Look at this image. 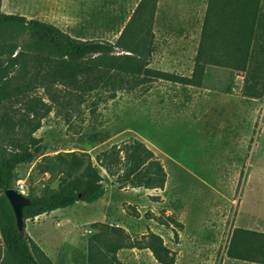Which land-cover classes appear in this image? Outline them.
Returning <instances> with one entry per match:
<instances>
[{
    "label": "rangeland",
    "instance_id": "374dc122",
    "mask_svg": "<svg viewBox=\"0 0 264 264\" xmlns=\"http://www.w3.org/2000/svg\"><path fill=\"white\" fill-rule=\"evenodd\" d=\"M142 1L3 0L2 12L113 44L129 25L125 41L140 46L146 69L190 78L208 0H149L138 12ZM29 40L24 34L18 42ZM28 70L25 96L0 106V143L22 138L20 121L30 116L33 126L40 121L33 136L45 157L77 152L95 159L139 141L166 174L164 188H123L102 170L106 194L97 203L28 220L27 234L51 264H86L96 223L121 228L135 242L161 237L175 264H264V97L245 96V73L212 68L201 88L142 76L133 92L99 91L79 104L62 83L48 95L33 82L36 67ZM42 159L17 169L16 186L42 188L49 179L38 174ZM118 259L159 264L148 249L123 250Z\"/></svg>",
    "mask_w": 264,
    "mask_h": 264
},
{
    "label": "trees",
    "instance_id": "16d2710c",
    "mask_svg": "<svg viewBox=\"0 0 264 264\" xmlns=\"http://www.w3.org/2000/svg\"><path fill=\"white\" fill-rule=\"evenodd\" d=\"M145 1L149 0L142 1L138 12ZM2 2L0 0V106L15 97L25 96L30 89L32 85L21 84L28 74L29 64L36 67L33 82L40 81L48 95L53 85L62 83L73 92L79 104L99 91L112 93L111 97L120 91L133 92L141 83V77L148 75L201 88L205 77L215 67L245 73V96L264 97V0H208L190 78L146 69L140 46L125 41L129 25L115 44L80 40L52 24L5 14ZM24 34L30 40L20 44L18 40ZM43 69L46 70L44 75L41 74ZM53 100L59 103V98ZM30 109L36 113L34 107ZM33 123L30 116L24 118L20 121L22 138L0 143V234L4 245L0 247V264H51L27 232L19 231L4 194L17 188V169L33 164L40 157L43 159L38 165V174L48 175L49 179L40 182V190L27 193L31 205L24 209L25 228L28 220L74 207L80 202L97 203L106 194L102 170L116 178L123 188L160 189L165 186L163 167L154 160L153 152L139 141L120 147L115 145L95 159L77 152L59 153L50 158L45 157L46 147L42 140L33 136L41 127L40 121L36 126ZM53 183H58L56 188L52 187ZM94 228L98 233L90 239L86 264H124L118 259V253L132 249H148L159 264H175L171 250L157 235L151 234L146 242H135L121 228L102 223H96Z\"/></svg>",
    "mask_w": 264,
    "mask_h": 264
},
{
    "label": "water",
    "instance_id": "95a60500",
    "mask_svg": "<svg viewBox=\"0 0 264 264\" xmlns=\"http://www.w3.org/2000/svg\"><path fill=\"white\" fill-rule=\"evenodd\" d=\"M4 194L15 215L17 227L19 231L24 234L26 232L24 209L31 205V200L17 188L7 190Z\"/></svg>",
    "mask_w": 264,
    "mask_h": 264
},
{
    "label": "built area",
    "instance_id": "2783aa9c",
    "mask_svg": "<svg viewBox=\"0 0 264 264\" xmlns=\"http://www.w3.org/2000/svg\"><path fill=\"white\" fill-rule=\"evenodd\" d=\"M17 189H19L25 196H27V188L25 184H21L20 182L17 184Z\"/></svg>",
    "mask_w": 264,
    "mask_h": 264
},
{
    "label": "crops",
    "instance_id": "0c3cea01",
    "mask_svg": "<svg viewBox=\"0 0 264 264\" xmlns=\"http://www.w3.org/2000/svg\"><path fill=\"white\" fill-rule=\"evenodd\" d=\"M77 39H80V38H77ZM80 40H84V39H80ZM254 99H256V98H254Z\"/></svg>",
    "mask_w": 264,
    "mask_h": 264
}]
</instances>
